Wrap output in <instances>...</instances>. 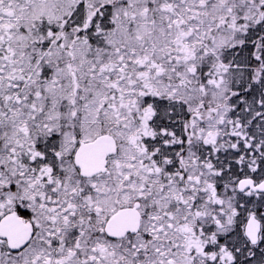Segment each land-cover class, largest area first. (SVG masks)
Instances as JSON below:
<instances>
[{
    "label": "snow or ice",
    "instance_id": "6c2138e0",
    "mask_svg": "<svg viewBox=\"0 0 264 264\" xmlns=\"http://www.w3.org/2000/svg\"><path fill=\"white\" fill-rule=\"evenodd\" d=\"M0 264H264V0H0Z\"/></svg>",
    "mask_w": 264,
    "mask_h": 264
}]
</instances>
